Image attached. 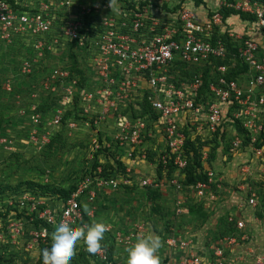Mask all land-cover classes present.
<instances>
[{"label": "built area", "instance_id": "built-area-1", "mask_svg": "<svg viewBox=\"0 0 264 264\" xmlns=\"http://www.w3.org/2000/svg\"><path fill=\"white\" fill-rule=\"evenodd\" d=\"M76 1L60 0L58 4L48 1L38 8H17L8 0H0V43L8 46L17 42L27 49L31 55L22 58L21 68L28 72L39 54L54 52L76 41V47L83 52L92 70V77L79 85L80 78L71 77L67 70L62 73L54 70L53 76L69 79L65 81L66 98L76 103L81 117L96 118L95 126L105 119L104 114L113 113L118 131L114 134L115 142L95 139L94 144L96 149L110 148L114 159L125 165V172L117 177H104L100 165L92 173L90 169L58 208L28 197V194L16 198L1 196L0 214L4 215L0 219L5 220L0 226V254L18 255L20 247L25 252L38 248L39 256L41 246H48L52 230L41 224L35 226L36 219L44 220L53 228L60 220L73 226L86 225L80 211L84 199L91 202L97 191L107 192L108 188L113 190L120 184H130L127 164L148 162L146 150H151L149 140L154 137L148 124L155 127L164 142V148L154 156L155 167L158 163L162 165V176H158L155 169L141 179L140 186L160 192L168 186L177 191L174 206L177 215L189 208L183 205L182 191L203 206L217 198L212 189L215 171L208 165L214 137L219 144H228L230 150L249 151L261 161V174L264 175V53L251 33L264 32L262 2L218 0L214 8L205 10L204 0L199 6H195L194 0H186L188 3L178 8L175 6L180 0H116L118 11L114 12L108 0ZM199 7L204 9L203 13L196 12L195 8ZM221 7L251 14L254 19L244 21L246 26L239 29L237 24L230 23L239 15L223 18ZM205 67L209 70L203 89ZM133 101H142L157 117L151 119L148 113L142 115L131 110V106H137ZM122 106H126L125 109L121 110ZM121 111L129 115H122ZM61 114L50 116L47 128L57 126ZM31 117L35 128L42 123L39 114ZM233 122L239 126H234ZM190 125H195L201 141H209L200 150L202 171L207 180L185 184L186 139L187 136L197 137L188 131ZM37 129L32 133V137L37 138L33 141L40 136L48 138L51 133L42 131L39 135ZM228 154H231L229 150ZM238 187L246 192L244 205L255 207L256 192L246 189L244 184ZM14 202H17L19 217L14 212L6 213L9 206H16ZM41 205L44 207L40 209ZM87 215L92 218L93 211L87 210ZM227 222L232 225L233 233L219 236L217 244L211 247L213 251L206 255L207 264H244L242 256L247 253L251 264H264V255L243 247L249 239L245 219L229 214ZM106 226L104 236H112L116 244L124 239L122 227L113 232L112 225ZM134 234L128 231L125 241ZM193 241L194 238L166 237L168 248L184 252L180 259L171 258L166 264L174 260L177 264H203ZM107 249L108 245L101 242L95 253L100 262L107 259Z\"/></svg>", "mask_w": 264, "mask_h": 264}, {"label": "rangeland", "instance_id": "rangeland-1", "mask_svg": "<svg viewBox=\"0 0 264 264\" xmlns=\"http://www.w3.org/2000/svg\"><path fill=\"white\" fill-rule=\"evenodd\" d=\"M13 1H16L17 6L20 7L38 8L40 4L48 1L58 4L60 0ZM217 2L218 0H204L203 8L212 9ZM201 8H195L196 12L200 13ZM259 34V37L262 36L263 39L259 38L260 40L256 41L261 45L260 48L264 49V32H259ZM71 50L76 55L77 66L85 76L83 82L85 84L86 78L92 77V70L87 65L83 52L81 53L77 47L68 49L67 45H63L54 52L41 53L34 65L26 72L22 70L21 64L22 58L31 55L27 49L22 44L4 46L0 43V188L9 189L6 186L17 185L23 181L67 188L84 178L94 162H101L100 164L105 162L106 155L105 158L102 154L95 156L94 143L95 139L104 140L106 138H109L111 143L115 142L114 134L118 131L115 130L113 113L104 114L105 119L99 126H95L96 118L81 117L76 103L66 98L67 84L65 81L69 79L62 80L53 76L54 70H60L59 73L67 70L71 77L75 75L72 71ZM200 70L195 69V71ZM133 102L137 106H131L130 109L145 115L142 101ZM125 107L122 106L121 110ZM121 112L122 115H129L126 111ZM34 113L39 114L42 120V123L36 126L39 135H42V131H49L51 133L48 138L40 136L37 141H33L37 139L32 137L36 129L32 126L34 122L31 115ZM60 113H62L61 121L58 125L47 128L49 117L58 116ZM74 120L76 121L75 126H72ZM150 126L155 128L152 124H148L149 129ZM193 126L195 125H190L188 131L192 136H197ZM158 137L159 135H155L149 140V142L152 141L149 147H155V139ZM112 148H115V145ZM228 150L231 154H228ZM147 151L156 154L148 148ZM133 164L136 163L127 164L130 169L128 171L130 184H120L117 189L113 190L108 188L107 192L97 191L93 201L87 202L86 199L83 201V206L88 211H93V220H102L106 225H112L113 232L122 227L121 233L124 239L117 244L112 236H104L105 243L113 247L112 256L117 263L125 264V247L132 242L135 234L143 232H153L160 237L162 243L158 251L160 264H166L172 256L176 260L184 255L182 251L175 252L168 248L165 243L166 237L194 238L197 249H210L207 252L208 255L213 251L211 247L217 244L219 236L224 233L229 214H238L245 219L249 239L243 247L251 248L254 252L258 251L264 255V175L261 174V161L253 157L249 151L230 150L223 144H216L215 159L208 165L215 171L216 180H213L212 189L216 192L217 198L208 206H203L182 191L185 208L190 206L194 209H198L199 206L201 208L200 211L193 213L188 208L179 212L178 215L174 209L175 200L179 194L177 191L167 186L165 191H159L160 196L150 198L144 189H140L141 179L149 175V172L152 174L151 172L155 171L156 161L151 164L145 162L136 168ZM243 167L247 168L245 172L242 171ZM118 180H121V177ZM239 184H244L246 189L256 192L255 207L244 205L247 196L245 190L238 187ZM23 188L24 186L19 187L21 194L27 193L28 197H32V193L23 191ZM34 197L54 208L60 206V201L55 196L35 195ZM241 205L244 206L240 208ZM4 220L5 218L0 219V226L3 225ZM139 225L142 229H139ZM25 226L27 228L28 224L26 223ZM128 231L135 232V234L125 241ZM18 251V258H15L13 264H34L38 258V248L25 252L19 247ZM85 251L83 242H78L70 264H86L79 255L80 253L85 254ZM199 254L203 264H207L208 257L204 253ZM242 258L249 260L248 253ZM86 259L89 264H93L96 258L91 254H86ZM175 260L170 264H177Z\"/></svg>", "mask_w": 264, "mask_h": 264}, {"label": "trees", "instance_id": "trees-1", "mask_svg": "<svg viewBox=\"0 0 264 264\" xmlns=\"http://www.w3.org/2000/svg\"><path fill=\"white\" fill-rule=\"evenodd\" d=\"M8 1H10L12 4H14L15 7L20 8V6H17V3H15L16 1L15 2L13 0H8ZM227 1H232V0H227ZM258 1L262 2L264 4V0H258ZM144 3H146V2H144ZM187 3L188 2L186 0H180L179 4H177L175 7L178 8V7H181L183 5H186ZM202 3H203V0H194L195 6H199ZM220 12L222 13L223 18H226L231 14H238L241 19H246V20H253L254 19V17L251 14L239 12V11H236V10L231 9V8L221 7ZM14 45L20 46V44L17 42L13 43L11 45H8V46H14ZM75 47H76V41H72L68 45V49H70V48L74 49ZM70 56L72 58V65H73L72 71H74L76 76L78 75L80 77L79 85H82V84H84L83 82L85 81V77L83 75L82 70L79 68V66H77V60H76V55H75L74 51L71 50ZM217 63H219V61H217ZM208 70H209L208 67L204 68V79H203V81H204L203 86L204 87H203V89L207 85ZM144 108H145L144 113L150 114L151 119H154L157 117V115L150 109V107L148 105L145 104ZM232 124L234 126H239L236 122H233ZM238 129H239V131L244 132V130H242L241 128L238 127ZM184 131L186 134H188V132L186 130H184ZM106 139L109 141V138H106ZM98 140H99V142L102 141L101 139H98ZM217 141H218L217 138L214 137L213 142H216V143L214 146H212V148H211L212 151H210V153H209V158H208L209 162L213 161L215 159L216 144H219V142H217ZM207 143H209V141H201L199 139V137H196L195 139H190V137L187 136V139H186V149H187L186 155H187L188 161H187V166L184 169V171H185L184 183L185 184L196 183L198 181L205 182L207 180L206 175L202 171L203 165L201 163V153H200L201 147L206 145ZM225 147L228 149L229 145L226 144ZM116 148H118V147H116ZM146 152L148 153V160L150 162L154 163V161H155L154 160V153H152V152L150 153V151H147V150H146ZM99 154H102V156H104V158L106 155L105 162H103V164H100L101 162H94V164L91 167L90 173H92V170H94L99 165L102 167V175L104 177H109V176L117 177V176L122 175L125 172V165L122 162L114 159L115 155H114V153H112L110 151V148L100 147V148L96 149L95 150V156L97 157ZM157 165L158 166L156 167V171H157L158 176L161 177L162 176V165H161V163H158ZM168 167L170 168V171H172V166L170 164ZM167 175H169V174H167ZM21 186H24L23 191L29 192L30 194L32 193L33 197L35 195L41 196V197L55 196L56 198L59 199L60 202H64L69 198L71 193L76 189L77 184H71L67 188H65V187H62L59 185H52V184H45V183L31 182V181H23V182H19L17 185L15 184L12 186L11 185L6 186L9 189L0 188V197L2 195L4 196L5 194L7 195V193L9 196H13V198L21 196L23 194H27V193L21 194V191L19 190V187H21ZM25 189H27V190H25ZM145 191H146L148 197H150V198L160 196V193L158 190H152V189L146 188ZM14 203L16 204V206H13V205L9 206L6 209V213L10 214L11 212H14L16 217H19L20 213H19V208L17 207V202H14ZM39 207L41 209L44 206L41 205ZM200 208H201V206H199L198 209H194V207L190 206L189 211L191 213H193L194 211H197V210L200 211ZM80 211L82 212L83 221L85 224H90L92 221H94L92 218H90L87 215V209L82 204H80ZM3 215L4 214H2V215L0 214V216H3ZM39 224L45 226L49 230H52V231L54 230L53 226L49 223H46L44 220H41V219L34 220L35 226L38 227ZM225 226H226V229H225L224 233H222L220 236H223L224 234H232L233 233L234 229H233L232 225L227 222V220H226ZM25 228H26V226H25ZM101 242L104 245L107 244V243H105V239H103V241H101ZM49 244H50V237H48V246H49ZM43 248H44V246L42 245L40 248V251H39L38 260H36L34 264H40V262H41V249H43ZM112 251H113V247L108 246L107 259L103 260V262H100V260L96 257L95 254H91L92 256H94L96 258L95 262H93V264H123L121 262L117 263L114 260V258L112 256L113 255ZM26 252H29V251H26ZM85 252H86L85 254L80 253L79 255H81L82 259L85 260L86 264H89L88 260L86 259V254L89 255L90 253L87 251H85ZM17 256L18 255L13 254V253H10L9 255H6L4 253L0 254V264H13L15 262V257L18 258ZM16 261H18V260H16Z\"/></svg>", "mask_w": 264, "mask_h": 264}, {"label": "clouds", "instance_id": "clouds-1", "mask_svg": "<svg viewBox=\"0 0 264 264\" xmlns=\"http://www.w3.org/2000/svg\"><path fill=\"white\" fill-rule=\"evenodd\" d=\"M108 5L114 12L118 11L116 0H108ZM148 163L151 164L149 160ZM106 231L107 226L102 220H94L83 226H73L60 220L50 233L49 246L41 249L42 264H70L76 245L81 241L87 252L95 254L101 247ZM161 247L160 237L153 232L137 233L124 249L125 264H160L158 251Z\"/></svg>", "mask_w": 264, "mask_h": 264}, {"label": "crops", "instance_id": "crops-1", "mask_svg": "<svg viewBox=\"0 0 264 264\" xmlns=\"http://www.w3.org/2000/svg\"><path fill=\"white\" fill-rule=\"evenodd\" d=\"M204 12V9L203 8H201V10H200V13H203ZM246 22V19H241L239 16H234L233 17V19H231V25H233L232 23L234 22L235 24H237V25H235L236 27H238L239 29L240 28H242V27H245L246 25H245V22ZM247 31H249V28L248 29H246ZM251 33H252V35L256 38V40L258 41V40H260L259 38H261V39H263L262 38V36H260L259 37V32L258 33H256V32H252L251 31ZM261 46V45H260ZM261 51L262 52H264V49L261 47ZM84 75V74H83ZM85 77V76H84ZM152 130H153V133H154V137H155V135H159L158 133H157V130L155 129V128H152ZM155 143H154V146L155 147H149V148H151V150L152 151H155V152H158V151H160V150H162L163 148H164V142H163V140H162V138H160V136L157 138V139H155ZM150 145H152V141H150L149 142V146ZM156 147H159L160 149H157ZM155 154V153H154ZM136 164H133V166H134V168H136L137 166H142V164L143 163H145V162H143V161H140V162H135ZM150 164V163H149ZM152 171V170H151ZM151 173H154V172H151ZM149 174H150V172H149ZM141 189V188H140ZM227 206H229V205H227ZM229 209H230V207H229ZM199 247V246H198ZM249 248V247H248ZM249 249H251V248H249ZM251 250H253V249H251ZM175 252H181V251H175ZM197 252L198 253H204V255L206 256L207 255V252H209V250H208V248L207 249H197ZM257 254H262V253H259L258 251L256 252ZM249 256V258L251 259V257H250V255H248ZM172 258H173V256H172ZM248 258V259H249ZM244 259V258H243ZM247 262H249V260H246V259H244V264H251L250 262L249 263H247Z\"/></svg>", "mask_w": 264, "mask_h": 264}]
</instances>
